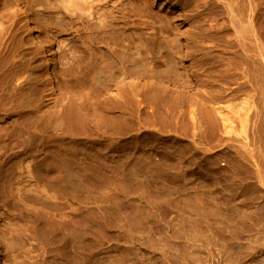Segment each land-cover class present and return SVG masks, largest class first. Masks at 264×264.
I'll use <instances>...</instances> for the list:
<instances>
[{
	"label": "rangeland",
	"instance_id": "1",
	"mask_svg": "<svg viewBox=\"0 0 264 264\" xmlns=\"http://www.w3.org/2000/svg\"><path fill=\"white\" fill-rule=\"evenodd\" d=\"M256 1L261 5L258 7L256 25L264 41V0ZM30 4L26 0H0L1 26L14 29L16 40L25 45L28 49L26 53L41 66V75L48 73L44 61L52 56L50 66L58 80L57 92L61 96L69 94L73 98L81 96L80 102L75 101L76 107L72 111L79 118H87L84 120L85 130L78 139L93 141V148H85L89 154L97 153L100 158H106V164L117 170L115 173L100 170L88 172L84 166L89 163L96 168L97 164L84 156H78L80 162L83 161V173L70 176L73 184L69 189L70 195L64 201L47 190L60 191L55 181H39L37 184L25 173L17 209L11 206L8 210L0 211V214L8 211L7 216L10 215L7 218L10 221L19 217L21 231H25L20 232L21 250L24 251L28 246L29 209L40 208V219H58L53 214H47L41 204L44 198L39 194L40 202L33 201L31 190L34 187L39 188V191L46 189L51 197L50 202L55 205L68 203L62 210L63 215H67H64L68 218L66 220L74 221L75 212L83 210V224L71 229L65 251L57 253L50 245L47 257L49 261L57 262L51 264H264V166L259 160V156L262 159L260 154L264 152L249 122L250 115L252 117L257 112L254 109L258 107L259 110V97L244 92L226 98L217 106L224 107V114L231 117L232 124L229 125L232 126H203L205 130L203 127L200 130L198 128L195 135L193 125L189 121L183 123L179 112L183 108L198 114L195 101L199 98L193 100L194 104L184 107L180 106L179 101L182 100L184 88L189 94L196 92L197 86L192 81H197L193 75V63L183 57L184 48L195 51L196 43L192 39L194 32L184 23L179 35L180 44L173 45L174 48L171 45H168L170 48H164L163 37L174 35V29L167 22L175 17L174 13L153 6L150 0H124L117 11L111 9L106 10V13L102 10L103 16L106 13L105 18L97 13L91 18L93 20L83 17V21H80L83 23L79 24V20L70 16L58 17L49 8L31 11ZM133 5H136L134 10ZM241 5L245 9L248 1L242 0ZM245 14L247 16L243 17L242 25L247 35L250 28L248 13ZM231 31L230 35L233 34ZM160 33H163L162 37ZM223 37L214 35V45H222L221 42L225 41ZM62 41L69 46L64 49L66 52L56 54V44ZM47 46L53 51L41 50V47ZM165 51L171 53L168 52L176 73L168 74L172 79L166 84L169 88L167 101L175 100V106L169 110L163 108L157 113H153L150 108L130 110L132 121L128 123V133L112 134L124 127L123 120L119 119L123 111L114 108L117 98L112 97L108 110L98 107L83 98L84 85L89 83L92 86L91 80L99 72L108 77L118 73L121 58L136 65L149 63L154 69L165 70L169 65ZM61 56L66 57V64L61 63ZM140 78L135 80L133 76L125 74L123 90L140 88L143 82L150 80ZM114 85L110 80L104 84L110 87V91H116ZM248 102L256 104L252 103L253 106ZM247 111L251 114L246 115ZM61 115L62 107L58 103L55 108H48L38 116H28L29 122L40 129L39 133L46 135L51 144L48 150L56 151L51 141L56 136V121ZM247 117V123L251 125L245 123ZM242 120L246 127L242 126ZM5 128H10L9 124ZM36 139L39 140L40 136ZM244 139L249 142L248 147L247 142L243 144ZM64 146L67 150L74 149L67 138ZM241 151L246 159L238 153ZM25 157H21L24 165L30 160ZM255 157L260 163L257 164ZM234 164L244 165L246 172L240 176L237 171H231ZM104 224H107L106 228Z\"/></svg>",
	"mask_w": 264,
	"mask_h": 264
},
{
	"label": "bare ground",
	"instance_id": "2",
	"mask_svg": "<svg viewBox=\"0 0 264 264\" xmlns=\"http://www.w3.org/2000/svg\"><path fill=\"white\" fill-rule=\"evenodd\" d=\"M6 1L8 0H4V2ZM26 1L31 3L30 7L28 6L31 11L35 10L36 12V10L40 11V9L43 10V8H49L48 10L51 9L54 11L58 17L62 15L68 17L70 16L72 19H76V21L79 20L78 22L81 24L83 22L80 23V21H83V17L93 20L91 18L94 17V14L98 13L99 15L102 10L106 13V10L111 11V9L112 11H117L118 7L121 6V3L124 0ZM135 1L137 0H132V2ZM247 1L248 6H246L245 9H242V0H150L153 6L175 14V17L171 19V21L167 20V22L169 21L168 23L170 27L174 29V35L173 37H163L165 49L168 45H171L172 47L173 45L177 46L180 44L179 35L184 23L187 24L188 27L194 32L192 39H194V42L196 43V47H194L196 50L191 51L188 48H184L185 51L183 57H185V59H189V61L193 63V75L197 81H192H195V83H193L197 86V88L196 92L189 94L186 92V89L183 86L182 88H184V90H182L184 95L182 94V100L179 101V104L181 107H184L186 105L192 104L195 98H199V100L195 101L199 113H190L189 109L185 110L182 108V110L179 112L181 121L183 123L189 121L195 130L198 128L200 130L203 126L210 128L211 126L219 124L224 127H231L232 125H229L231 123V117L225 115L224 107L217 106V104L220 105V103L224 102L226 98L239 93L243 94L246 92L247 95L253 94L259 97V101H257L259 110L257 109L258 107L255 106L256 109L254 110L255 112L257 110V112L252 117V111L250 110L251 112L249 113L251 115L249 117V122H251L252 128L254 127V134L260 140L261 145L263 146V149L261 148V150L264 152V41L262 40V32H259V28H257L256 25V19L258 18V7L261 5L259 6V1L256 0ZM22 2L25 1H21V3ZM135 7L136 5L132 6L133 10ZM246 12L248 13V22L250 28L247 35L244 34L242 25V20H244L243 17L246 15ZM106 13L104 16L103 13H101L103 18H105ZM98 15L96 17L99 19L100 16ZM1 18L2 16H0V19ZM98 21L102 22L101 20ZM2 23H0V211H3L4 209L8 210V208L11 206L17 209V203H19L18 200L20 199H18V196L20 195V190L22 189L23 184L21 189L20 185L23 181L25 173L28 174L30 179H33L35 182H37V184L39 181H55L60 191L49 188H47V190L54 192L57 194V198H60L64 201L65 198L70 195L69 189L73 184L70 176L83 173V161L80 162L81 159H78V156H84L97 164L96 168L92 167V165L89 163L88 165L84 166V170L88 172L100 170L107 173H115L117 169L116 167L107 165L106 158H100L97 153L94 155L89 154L85 148H93V141L83 142V139H78V137L82 135L83 131L85 130L84 120L87 118H79L72 111L76 107L74 104L75 101L80 102L81 96L73 98L69 94L61 96L60 93L57 92L58 80L54 69L52 66H50V60L52 59V56L51 59H46L44 61V68H47L48 73L46 75H41L39 71L41 66H38L37 60L34 57L26 53L28 49H26L25 45L16 40V33L14 32V29L11 27H4V25L1 26ZM230 30L233 31L232 35L229 33ZM162 34L160 33V36ZM214 35H216V37L220 35V38L221 36H224L223 38L225 41L221 42L218 40L222 43V45L219 46L220 43L218 41L217 42L219 44L217 45L216 43V45H214V39H212ZM67 46L69 45L65 41L59 42L56 44L55 53L58 54L65 51L64 49H67ZM168 47L170 48V46ZM164 48L162 47V49ZM43 49H46L47 52L53 51V48H50L49 46L41 47V50ZM168 52L169 51L166 52V56L167 60L169 59V65L167 68H165V70L154 69L149 63V65L147 63V65H136V63L133 64L129 60L121 58L122 62L120 59L119 61L121 63L119 62V64H121V67L119 66L120 69L118 73L115 72L116 74L114 73L108 77L102 72H99L92 78V86L89 83L84 85L83 98L93 102V104L97 105L98 107L108 110V108H110L109 102L111 101L112 97L115 96V98H117L114 108L123 111L119 119L123 120L124 127L123 130L117 129L112 134L128 133V123L132 121L130 110L137 109L138 111H143L146 108H150L153 110V113H157L160 110H163V108L169 110L171 107L175 106V100H171L169 102L167 101V98L169 97V88L166 86V84L172 79L168 76V74H176L173 69V59L170 57L171 53L169 52L170 54H168ZM60 61L62 64H66L67 59L66 57L61 56ZM125 74H129L131 77L133 76V79L135 80L140 77L150 78V80L143 82L140 88H135L133 90H123ZM190 77L191 76H189V78ZM107 80H110L115 84L114 86L116 87V91H110L109 86H104ZM189 80L191 81V79ZM189 80L188 82H190ZM180 83H182V81ZM251 97L252 96H250V98ZM252 99L253 98H251V100ZM58 103L62 107V115L56 121L57 133L54 140L51 141L52 143L54 142L52 147L55 148L56 151H52L51 149L50 151L48 148L51 144L47 141L46 135L44 133H39L40 129L37 125H34V123L29 122L28 116L29 114L32 116H38L39 114L44 113L48 108H55ZM252 103L248 102L247 104L250 105ZM253 106H251V109ZM248 107L250 108V106ZM249 113L247 111L246 115ZM246 115L244 117H246ZM244 121L246 124H248V117L244 119ZM6 124H9L10 128H5ZM241 124L242 126H245L243 120L241 121ZM251 124L249 123L248 125ZM248 125L247 127L249 128ZM244 128L243 130L246 131L247 128H245L246 130ZM195 130L193 134L197 132V130ZM228 132L225 133L227 134ZM38 135L40 136L39 140L36 139ZM246 136L248 137V133ZM65 138H67L69 144H72L74 147L73 151L70 149H68V151L64 146ZM226 139L230 140L229 137H226ZM247 139L249 140L250 138H246V140ZM246 140H243V144L244 141L246 144ZM224 143L226 145L225 141ZM248 143L249 142H247V147ZM242 147L244 150V146ZM247 147H245V149H247ZM247 151L249 152L250 149ZM241 152L238 153L241 157L245 158V155H243V152ZM259 152H261L260 149ZM260 155L262 156V159H260L259 156V160H261V165L264 166V154L261 153ZM23 156H27L30 159L25 165L21 161V157ZM105 156L109 157L108 154ZM129 156L130 153H128V158ZM27 157L25 158L27 159ZM259 160L257 161V164ZM253 163H251V167ZM261 165L259 164V169ZM232 166L233 169L230 170L237 171V174L240 176L246 172L244 165L234 164ZM258 168L257 170H259ZM5 173L9 174L8 178L6 177ZM25 179L27 178L25 177ZM234 185L235 183H233V186ZM37 189H34L33 187V190H31L33 194V201L37 202L39 200L38 202H40V199H38L39 194V196L44 198L42 199L41 204L47 210V214H50L51 216L53 214L58 219H40V208L37 209L33 207L29 209L28 215L30 219V226L27 227L28 233L26 235L28 246L24 251H22L20 248L22 246V243L20 244V232L22 233L24 229L21 231L19 217H15L16 219L13 218L14 220L10 221V219L7 218L10 215L9 214L7 216L8 211L4 213L1 212L0 264L54 263L56 262L55 260L49 261L47 257L49 247L53 246L52 249L57 253L64 252L68 245L67 239L70 237V231L72 232L71 229L76 228L79 224H83V210H78L75 212L74 221L66 220L68 219L65 217L67 215L64 214V216L62 210L64 209L63 206L68 205V203L63 202V205H55L52 203V201L50 202L51 197L48 195V193H46V189V191H39ZM21 201L23 200L21 199ZM38 205L39 204H37V206ZM34 206H36V204ZM42 211L43 210H41V212ZM22 214L24 215L25 213ZM24 218L25 217L23 216V219ZM103 227L106 228L107 224H104ZM61 258L62 257H60V260ZM65 263L67 264V262Z\"/></svg>",
	"mask_w": 264,
	"mask_h": 264
}]
</instances>
